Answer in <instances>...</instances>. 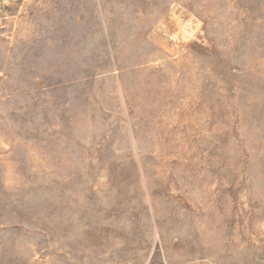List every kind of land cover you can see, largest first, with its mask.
<instances>
[{"label":"rangeland","instance_id":"rangeland-1","mask_svg":"<svg viewBox=\"0 0 264 264\" xmlns=\"http://www.w3.org/2000/svg\"><path fill=\"white\" fill-rule=\"evenodd\" d=\"M0 264H264V0H0Z\"/></svg>","mask_w":264,"mask_h":264}]
</instances>
